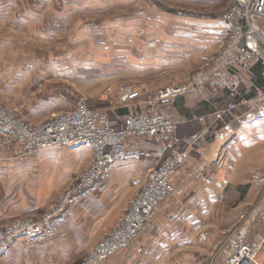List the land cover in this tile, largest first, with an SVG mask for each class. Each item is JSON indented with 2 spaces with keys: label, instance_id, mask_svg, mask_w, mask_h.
I'll return each instance as SVG.
<instances>
[{
  "label": "crops",
  "instance_id": "0c3cea01",
  "mask_svg": "<svg viewBox=\"0 0 264 264\" xmlns=\"http://www.w3.org/2000/svg\"><path fill=\"white\" fill-rule=\"evenodd\" d=\"M199 2L208 8L205 12L198 9ZM219 4L222 10L215 13ZM233 4L0 0V102L40 123L75 106L54 87L69 83L119 127L129 113L147 109L144 97L123 101L121 85L132 84L144 96L179 84L208 64L220 50L228 28L224 12ZM99 38L117 45L100 46ZM236 71L243 76L237 93L226 90L209 101L191 89L161 102L158 110L175 119L176 133L152 141L147 157L117 163L111 179L71 211L52 241L29 245L18 239L0 263L12 257L15 264L22 259L67 264L86 254L117 223L149 169L173 150L188 149L191 163L172 177V190L158 213L135 243L103 264H206L236 226L259 248L256 264H264V119H220L217 114L229 101L264 88V78L260 64L249 71L240 65ZM92 159L89 146L36 152L11 146L0 151V225L44 214ZM223 256L217 264L224 263Z\"/></svg>",
  "mask_w": 264,
  "mask_h": 264
},
{
  "label": "built area",
  "instance_id": "2783aa9c",
  "mask_svg": "<svg viewBox=\"0 0 264 264\" xmlns=\"http://www.w3.org/2000/svg\"><path fill=\"white\" fill-rule=\"evenodd\" d=\"M38 1L45 3L48 0ZM233 1V6L224 14L228 28L220 50L190 83L209 101L220 92L230 90L234 94L239 91L243 76L236 69L240 65L249 71L254 64H260L264 78V0ZM96 42L107 48L117 45L116 41L103 38ZM189 88L176 85L143 96L133 85H122L120 96L123 101L144 97L147 109L129 113L119 127H115L105 112L94 109L84 97H77L71 110L54 115L41 124H32L17 110L0 104V151L11 146L25 152L82 146H89L93 151L91 163L42 216L17 218L0 227V256L15 240L24 238L30 244H42L54 238L71 211L96 195L111 179L117 163L147 157L153 152L152 141L173 136L177 122L160 112L158 103ZM217 114L220 119L234 117L262 121L264 88L257 87L253 95L229 101L217 110ZM189 161L188 149L174 150L158 166L149 169L126 213L82 264H102L106 258L134 242L138 232L148 225L172 190L173 175ZM235 231L224 237L210 264H217L214 259L220 254H224L223 264H256L259 248L247 242L240 226Z\"/></svg>",
  "mask_w": 264,
  "mask_h": 264
},
{
  "label": "rangeland",
  "instance_id": "374dc122",
  "mask_svg": "<svg viewBox=\"0 0 264 264\" xmlns=\"http://www.w3.org/2000/svg\"><path fill=\"white\" fill-rule=\"evenodd\" d=\"M225 1H228V0H225ZM156 4H158L157 3V1H156ZM225 4V3H224ZM226 5V4H225ZM162 6L163 7H166V5L165 4H162ZM220 7V8H218V9H216V7ZM218 6H214V11H215V13L216 12H220L221 10H222V7H221V4H219ZM187 8V7H186ZM189 8V7H188ZM198 9L200 10H202V11H204L205 12V10H207L208 8L206 7V6H204V5H201L200 4V2H199V5H198ZM229 9V8H228ZM216 10H218V11H216ZM224 10V9H223ZM226 11V10H225ZM228 11V10H227ZM224 14H225V12H224ZM115 41V40H114ZM116 43H117V41H116ZM115 47V46H114ZM206 67H208V64H205V65H201V66H198L192 73H190L189 74V76L187 77V79H185L184 81H182L181 83H179V84H170V85H168V86H166V87H172V86H178V85H185V86H187V87H190L189 89L191 90V89H193V90H195L197 87L195 86V85H191L190 83H191V79H192V77L198 72V71H200L201 69H203V68H205L206 69ZM122 85H124V84H122ZM122 85H121V87H122ZM132 85V84H131ZM56 89H59V90H62L66 95H68L69 97H71L74 101L77 99V97H84L87 101H88V103L90 104V100H89V98H88V96L86 95V94H84L83 92H81V91H79L77 88H75L74 86H72V85H70L69 83H57V84H55V86H54ZM161 89V88H160ZM160 89H156V91H152V92H148V93H151V94H156V93H158V91L160 90ZM209 90V89H208ZM120 91H121V88H120ZM189 90H187V91H185V92H188ZM185 92H183V93H185ZM180 94H182V93H180ZM179 94V95H180ZM203 94V93H202ZM147 95V93L145 94V96ZM204 97V96H203ZM205 99V98H204ZM145 100V99H144ZM161 102H163V101H161ZM161 102H159L158 103V107H159V105H160V103ZM0 104H2V105H4V106H8V107H11L12 109H15L14 107H12L11 105H7V104H5V103H3V102H0ZM91 105V104H90ZM16 110V109H15ZM20 113V112H19ZM20 115L24 118V119H26L28 122H30V123H32V124H41V123H43V122H45V121H43V122H40V123H34V122H31V121H29L28 120V118L26 117V115H23V114H21L20 113ZM53 117V116H52ZM51 117V118H52ZM177 128H178V124H177ZM180 150H183V149H177L176 151H180ZM174 151V150H173ZM172 151V152H173ZM171 152V153H172ZM170 153V154H171ZM191 163V155H190V161L188 162V163H185V164H183L182 166H184V165H187V164H190ZM181 166V167H182ZM180 167V168H181ZM179 168V169H180ZM178 169V170H179ZM84 170V169H83ZM177 170V171H178ZM176 171V172H177ZM148 173V172H147ZM176 174V173H175ZM147 176V175H146ZM174 176V175H173ZM172 179V178H171ZM145 180V179H144ZM72 181H74V180H72ZM71 181V182H72ZM70 182V183H71ZM144 182V181H143ZM142 182V183H143ZM69 183V184H70ZM68 184V185H69ZM67 185V186H68ZM142 185V184H141ZM66 186V187H67ZM65 187V188H66ZM141 187V186H140ZM64 188V189H65ZM139 190H140V188H139ZM139 190H138V192H139ZM138 192L136 193V194H138ZM136 194L134 195V197L136 196ZM97 195V194H96ZM93 197V196H92ZM134 197L132 198V200L134 199ZM91 198V197H90ZM89 199V198H88ZM87 199V200H88ZM132 200H131V202H132ZM131 202H130V204H131ZM163 202V201H162ZM130 204H129V206H130ZM162 204V203H161ZM129 206H128V208H129ZM128 208L125 210V212L122 214V216L126 213V211L128 210ZM161 208V207H160ZM160 210V209H159ZM158 213V211L156 212V214ZM155 214V215H156ZM43 215V214H42ZM42 215H40V216H42ZM154 215V216H155ZM27 216H29V215H27ZM40 216H38V217H40ZM121 216V217H122ZM23 217H26V216H23ZM120 217V218H121ZM18 218H22V217H18ZM120 218L118 219V221L120 220ZM154 218V217H153ZM152 218V219H153ZM17 219V218H16ZM15 220V219H14ZM13 221V220H12ZM117 221V222H118ZM152 221V220H151ZM150 221V222H151ZM149 222V223H150ZM9 223V222H8ZM8 223H5L4 225H6V224H8ZM148 223V224H149ZM117 224V223H116ZM115 224V225H116ZM4 225H0V227L1 226H4ZM115 225L110 229V230H108V231H106L105 233H103V235L100 237V239L97 241V243L96 244H94L88 251H87V253L86 254H83L81 257L79 256V257H74V259H72V262H70V263H67V264H82L83 263V261L86 259V257L90 254V252L92 251V249L102 240V238L103 237H105L106 235H107V233H110V231H112V229L115 227ZM146 227V226H145ZM237 227V226H236ZM236 227H234L233 229H231L227 234H226V236H228L229 234H234V233H236V231H235V228ZM62 229V228H61ZM61 229H60V231H61ZM143 230V229H142ZM141 230V231H142ZM59 231V232H60ZM141 231H139L138 232V235L140 234V232ZM59 232H58V234H59ZM57 234V235H58ZM56 235V236H57ZM138 235H137V237H136V240H137V238H138ZM55 236V237H56ZM225 236V237H226ZM54 237V238H55ZM54 238H52V239H50L49 241H47L46 243H42V244H30V243H28L24 238V240L29 244V245H44V244H47V243H49L50 241H52ZM135 240V241H136ZM16 241V240H15ZM14 241V242H15ZM135 241L134 242H132L130 245H132L133 243H135ZM12 244L13 243H11V245L9 246V248H8V250L6 251V252H8L9 251V249L11 248V246H12ZM130 245H128V246H130ZM127 246V247H128ZM127 247H125V248H127ZM124 248V249H125ZM124 249H122V250H120V251H118V252H116V253H114V254H112L111 256H113V255H115V254H117V253H119V252H121V251H123ZM218 251V248H217V250L215 251V253ZM5 252V253H6ZM4 253V254H5ZM203 254V253H202ZM212 254V253H211ZM210 254V255H211ZM214 254V253H213ZM213 254L208 258V261H207V263L206 264H210L211 262H212V259H213V257H215V255L213 256ZM111 256H109V257H111ZM109 257L108 258H106L104 261H103V263L107 260V259H109ZM258 259V258H257ZM25 260L26 259H22V260H20L21 261V263H17V264H32L31 262H26L25 263ZM2 261V263H0V264H15V259H13L12 257L11 258H4L3 260H1ZM214 262L215 263H218V259H217V257L214 259ZM102 263V264H103ZM43 264H47L46 262H44Z\"/></svg>",
  "mask_w": 264,
  "mask_h": 264
}]
</instances>
